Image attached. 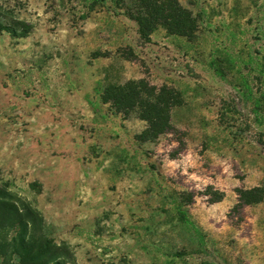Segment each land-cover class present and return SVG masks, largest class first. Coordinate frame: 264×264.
Returning <instances> with one entry per match:
<instances>
[{"label":"rangeland","instance_id":"1","mask_svg":"<svg viewBox=\"0 0 264 264\" xmlns=\"http://www.w3.org/2000/svg\"><path fill=\"white\" fill-rule=\"evenodd\" d=\"M179 2L198 16L192 41L162 29L144 41L110 1L0 0V184L38 212L65 264H264V198L237 206L240 190L264 193V0ZM143 78L183 100L153 142L99 96ZM53 120L85 174L59 194Z\"/></svg>","mask_w":264,"mask_h":264},{"label":"trees","instance_id":"2","mask_svg":"<svg viewBox=\"0 0 264 264\" xmlns=\"http://www.w3.org/2000/svg\"><path fill=\"white\" fill-rule=\"evenodd\" d=\"M110 1L119 12L137 26L140 39L149 41L157 29L168 36L192 41L198 31V16L183 7L179 0H101ZM264 81V62L261 67ZM100 101L108 105L114 114L124 120L135 113L137 119L145 122V129L136 136L139 142H153L159 136L175 131L171 124V110L181 106L183 100L178 91L163 84L159 87L146 79L128 80L119 85H108L100 93ZM257 100L255 109L264 106ZM257 115L258 112H255ZM264 144V143H263ZM180 149L183 143L179 142ZM237 206L256 204L263 200L260 188L238 191ZM218 195L212 202H218ZM182 202V201H181ZM181 222L192 227L203 245V236L193 223L188 221L181 208L178 209ZM41 217L31 206L12 194L5 184H0V257L13 264H65L62 248L55 246L41 232ZM10 233L13 235L10 236Z\"/></svg>","mask_w":264,"mask_h":264},{"label":"crops","instance_id":"3","mask_svg":"<svg viewBox=\"0 0 264 264\" xmlns=\"http://www.w3.org/2000/svg\"><path fill=\"white\" fill-rule=\"evenodd\" d=\"M66 98V96H65ZM60 109V108H59ZM58 108H53V112L62 113V116H66L65 111H60ZM188 109V106H183L179 108V113H184ZM90 114L92 113L90 109H85ZM93 114V113H92ZM58 115V116H60ZM88 115V114H87ZM93 117V115H91ZM173 119V118H172ZM57 123L55 120H53V192L55 194L63 193L64 191L71 190L73 188V183L75 181V176H85L83 170L81 172V164L78 162L74 155L75 151L77 150L75 146V138L73 133L67 132V130L59 129L57 128ZM126 123V121L124 122ZM139 124H141V129L145 128V123L143 121H139ZM144 124V125H143ZM177 128H182L181 125L175 124ZM128 130L133 132L129 125H127ZM140 131H136V133H139ZM95 138L88 137L87 138V145L90 144V142H94ZM55 152V153H54ZM89 159H91V162H89ZM101 159V157H100ZM99 158L93 159L88 158L86 164L89 166H93V171L96 172L95 167L100 163ZM98 172H102L101 169L97 170ZM81 174V175H80ZM89 176V172L87 174ZM89 181V177L87 178Z\"/></svg>","mask_w":264,"mask_h":264}]
</instances>
